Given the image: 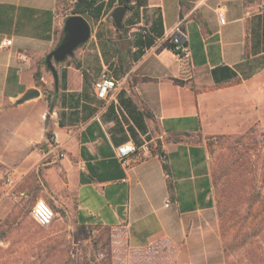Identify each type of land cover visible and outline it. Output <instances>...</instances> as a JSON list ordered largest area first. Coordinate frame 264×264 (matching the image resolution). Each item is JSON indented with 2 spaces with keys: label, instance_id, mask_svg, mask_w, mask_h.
Segmentation results:
<instances>
[{
  "label": "crops",
  "instance_id": "obj_1",
  "mask_svg": "<svg viewBox=\"0 0 264 264\" xmlns=\"http://www.w3.org/2000/svg\"><path fill=\"white\" fill-rule=\"evenodd\" d=\"M64 2L0 0V44L12 43L0 48V226L11 213V175L24 199L56 206L74 197L77 224L107 230L110 264L213 262L206 138L264 127V0H146L120 31L115 2L88 20L90 39L55 64L56 83L46 56L65 38ZM179 23L191 50L184 75L181 57L161 43ZM106 70L121 84L108 103L94 89ZM30 90L40 95L21 101ZM52 132L64 158L46 154ZM186 133L202 139H172ZM127 142H149L151 153L125 166L116 148Z\"/></svg>",
  "mask_w": 264,
  "mask_h": 264
},
{
  "label": "rangeland",
  "instance_id": "obj_2",
  "mask_svg": "<svg viewBox=\"0 0 264 264\" xmlns=\"http://www.w3.org/2000/svg\"><path fill=\"white\" fill-rule=\"evenodd\" d=\"M64 4L66 13L71 14L73 6L68 0ZM247 134L237 143V137ZM262 134L264 127L256 124L244 133L211 141L219 245L213 262L198 264H258V258L264 260ZM24 197L18 201L8 197L11 213L7 227L0 226V264H109L104 231L79 227L74 197L56 205L59 213L54 210V221L47 228L38 226L31 215L40 199ZM234 242L242 245L230 249L226 256L224 246Z\"/></svg>",
  "mask_w": 264,
  "mask_h": 264
},
{
  "label": "built area",
  "instance_id": "obj_3",
  "mask_svg": "<svg viewBox=\"0 0 264 264\" xmlns=\"http://www.w3.org/2000/svg\"><path fill=\"white\" fill-rule=\"evenodd\" d=\"M69 4L74 6L76 0H68ZM109 1V0H105ZM73 10V8L71 9ZM62 11L64 15L72 16V14L66 13V5L63 4ZM72 13V12H71ZM66 18V19H67ZM221 22L224 23L225 20L221 19ZM161 43L166 44L175 54L180 57L190 58L191 50L188 45V35L184 30L181 23L176 25L174 29L167 35V37L161 40ZM10 40H4L0 44V48L5 50L11 46ZM120 81L117 80L110 71H103L96 82L94 83L95 94L98 99L103 102H110L115 93L120 89ZM48 151L46 154L48 156L55 155L58 158H64L65 153L63 152L62 142L60 141L58 132H52L47 139ZM151 145L149 142H144L140 146H137L133 142H127L117 146L116 148V157L123 164L128 165V162L133 158V156H137L138 160H144L151 153ZM5 191L4 197H9L14 201H18L23 198L25 195L18 191V183L14 181L12 176H8L4 182ZM171 202H167V206L170 205ZM33 220L36 224L42 228L49 227L55 218V212L52 207L44 200H38L31 212Z\"/></svg>",
  "mask_w": 264,
  "mask_h": 264
},
{
  "label": "trees",
  "instance_id": "obj_4",
  "mask_svg": "<svg viewBox=\"0 0 264 264\" xmlns=\"http://www.w3.org/2000/svg\"><path fill=\"white\" fill-rule=\"evenodd\" d=\"M115 2L117 3L118 6L126 7L128 9V11H134L136 8H138L140 6H145L146 3H147L146 0H109L106 3L104 2V0H76L75 4L73 6V10H72V13L71 14L72 15H80V16H83L84 18H86L87 20H90V21H97L100 18V16L102 15V12L105 9V7L107 9H111L114 6V3ZM111 23L113 24V27L117 31H120L116 27V25H115V23H114L113 20L111 21ZM125 29L126 28H124V30ZM181 60H182V75H184L185 69H189L190 68V63H189V59H187L185 57H181ZM35 78L38 81L39 86H42L43 87L44 84H42L40 82V78H41V73L40 72H36L35 73ZM85 78H86V80L88 79L87 76ZM175 82L177 84H183V81H181V80H175ZM46 100L47 101L50 100V95H47L46 96ZM50 111H51V104H50ZM250 134H247L246 136L245 135H242L240 137H237V139H239L237 141V143L242 142L240 140H243L245 137L249 136ZM48 136H50V134H48ZM225 136H229V135H224V137ZM217 137H222V135L215 136V137H207L206 138L207 144L209 146H211L212 139H215ZM262 137H263L262 139L264 140V134H262ZM172 139H174L175 141H187V140H190V139H194V140L199 139V140H201L202 137L201 136H197L196 137V136H193L191 134L186 133L184 135L174 136ZM158 152L161 154V150H160L159 147H158ZM165 168L167 169V165L166 164H165ZM259 197H262L261 194H260ZM30 199H35V198L32 197ZM263 200H264V198H263ZM49 205L52 207L53 210L58 211V213H59V210H57V207L55 205H53V204H49ZM222 221H223V219H222ZM79 227L82 228V229H84V230H88L89 229L88 227L83 226V225H79ZM222 228L224 229V233H225V225H223V222H222ZM107 233H108L107 230L104 231V235L106 236V240H107L106 241V247L108 248V246H109V239H108V237L109 236H108ZM241 245L242 244H238V242H234V243H231V244H226L224 246V249H225V252H226V256L228 254L227 252H229L230 249L231 250L232 249H236V248L240 247ZM106 256H107L108 262L110 264V260H109V256H110V254H109V248L107 250ZM254 264H256V263H254ZM258 264H264V260L261 261L258 258Z\"/></svg>",
  "mask_w": 264,
  "mask_h": 264
},
{
  "label": "water",
  "instance_id": "obj_5",
  "mask_svg": "<svg viewBox=\"0 0 264 264\" xmlns=\"http://www.w3.org/2000/svg\"><path fill=\"white\" fill-rule=\"evenodd\" d=\"M128 9L126 7L118 6L111 13V19L114 21L116 27L121 29L123 27V20ZM65 38L63 41L46 56V65L51 70L56 83H58V71L55 67L56 63L64 62L68 57L74 54V51L85 44L91 37V24L89 21L80 15L69 16L64 25ZM40 95L38 90L28 91L21 101L35 98Z\"/></svg>",
  "mask_w": 264,
  "mask_h": 264
}]
</instances>
